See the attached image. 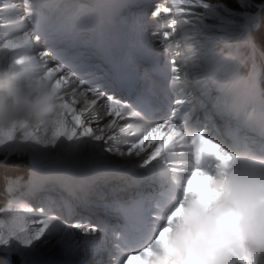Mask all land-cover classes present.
<instances>
[{
  "label": "bare ground",
  "instance_id": "bare-ground-1",
  "mask_svg": "<svg viewBox=\"0 0 264 264\" xmlns=\"http://www.w3.org/2000/svg\"><path fill=\"white\" fill-rule=\"evenodd\" d=\"M71 1L76 3V6H70ZM88 1L89 0H62V4L59 5L58 8L56 7V9H52V7L42 9L44 14L50 18L52 25L47 31L55 33L56 29L59 28L61 32L56 33L60 35L59 38L66 37V39H68V36H70L71 40H75V42L72 41L71 43L81 45L73 46L69 50L68 55H71L82 65V63L85 64L84 61L86 60V55L83 53H87L88 50L91 52L97 51L98 54H104L109 59L115 60L117 64L123 66L126 71V79L128 82H134L138 87V90L132 93V100H125L123 103L132 106L134 111H139L143 121L147 123H163L165 119H174V122H176L186 134L191 135L192 125L204 128V133L207 135L212 134H208L207 132L209 131L201 124L200 113L193 115L192 110L198 105L195 100L191 101L189 99V94L183 88V84L178 80L179 73L176 62L170 58L169 52L165 50L168 45L162 44L159 38L154 40V46H151L152 44L144 45L145 42H143V40L146 33L145 35L143 33L144 36L142 38L138 36L139 40L132 42L130 45L119 40L120 37L113 30V27H115L114 18L119 17L122 13L126 15L125 10L127 9V1L98 0V4L94 5L91 11H87L85 5H87ZM130 1L131 0H129V2ZM162 1L163 0L158 2ZM47 2L51 5L54 0H47ZM148 2L145 1V3ZM167 3L171 5L170 0H168ZM0 5V45L8 40H14L17 37L23 36L26 32L32 34L36 33V26L33 21L27 18L29 12L35 11L32 7L31 0H28L27 3L25 0H0ZM6 5L8 7H6ZM65 6H69V9L63 10ZM51 13L53 14L52 16L50 15ZM144 13L145 12H142V14ZM126 17L129 16H125V18ZM125 18L123 17L124 20ZM181 21V19L177 21L175 25L176 29L182 28L184 22ZM158 23V19L155 17L147 21L145 29L149 28L152 31V37L158 36ZM48 45L50 47L47 48ZM60 46L63 47L62 45ZM60 46H57V50L61 48ZM51 47L49 42L43 40L38 42L34 40L32 54L39 55L41 51L50 52ZM179 55H182V53H179ZM18 58H20L19 52L8 51L5 53V59L8 64H11ZM49 59L50 62L55 60L54 57H50ZM231 59L230 56H226L215 61L208 57V60L212 62L210 72H207L209 78L224 85L225 90L229 93V100L227 99L226 101H228L227 103L234 109L244 115L252 117H258L261 116V114L264 115V102H262V104L258 102V96L261 97L258 89H247L242 80H234L235 73L232 70ZM143 60H147L148 63H143ZM192 61H194V64L197 63V59L193 58ZM222 67L228 68L229 73L223 74L216 71V69L219 70ZM144 68L149 70L145 71ZM173 68L176 69L175 72H173ZM97 69L98 66L92 61L88 62L85 68L88 75L83 76L85 80L84 86H94V84L97 83L95 77L92 75L94 72L93 70ZM98 70L99 71L94 72V74L103 77L106 71L101 69ZM194 73L196 74L195 71ZM226 76L229 78L230 85L224 80ZM78 90L82 91L83 88L80 87ZM105 91L106 95H112L116 99H121L112 92L110 88H106ZM70 92L71 87H66L62 89L60 94L64 95L66 102L72 106L77 114H80L84 108V104L78 97L70 95ZM262 99H264V97ZM73 100H75L76 103H73ZM177 100L183 103L177 106ZM174 109H176L175 115L172 116ZM147 110L154 111L152 117L146 116L145 112ZM68 120L71 123L70 115ZM113 120L116 121L113 126L111 128L106 127V125L112 123ZM81 121L82 123L75 129L77 134L76 137L69 138L67 136H61L56 137L54 140L50 138L47 142L38 139H24L23 137V139H20L19 137L16 140L0 144V150L12 152L24 151L28 148V150L32 151L31 161L33 167L30 171V185L35 190L34 193H38V188L52 179V183L55 181L59 183L61 197L72 193L70 199H66L65 202L57 205L58 212L46 210V213L58 216L68 225H74L78 217V212L80 213L84 209H82L81 206L83 205L81 201L83 199L77 196L80 187L84 188L95 181L100 184L114 177V173L116 172L125 174L129 179V183L132 184L130 187L133 186L136 190L143 185L151 186L152 189H154V196L157 194L160 196V199L153 205L155 210L152 215V228L153 231H155L160 223V213L166 208L169 198L179 195L180 193L178 185L179 177H170L171 167H181L180 161L178 159H173L164 164V167L169 172V177L161 184L159 176L152 177L148 174L155 162L146 167L141 164V157L150 154L152 151L151 146L145 148V152L141 153V157L135 156L134 153L132 156H128L126 152V155L121 157L116 152V149L124 152V149L130 147L135 137L127 131H122V129H126L128 123H132L133 125L142 123L143 121L140 118L126 116L120 119L119 117L109 116L107 114V107L102 101H98L97 105L92 106V108L83 113ZM262 125L264 124L262 123ZM85 128L90 129L93 135H103L104 139L96 141L92 137L81 136L80 133H82ZM163 131H166V129ZM121 132L122 134L117 135V133ZM41 134H43V132H41ZM48 135L51 136V132H49ZM109 136L114 137V139L109 140ZM145 145H147V141H145ZM108 147H112L113 151L108 152ZM185 151V147L177 146V156ZM133 161L135 164L132 163ZM139 164L141 166L137 167ZM43 175H49V179L45 180L43 177H41V179L40 176ZM47 184L50 183H46V185ZM47 187L49 186L47 185ZM92 192L91 194L93 195L95 191ZM144 195H146V193H143V196L141 195L139 198L137 197V200L144 197ZM29 198H26V200ZM35 198L37 197H34V201ZM121 198L122 197H120V199ZM92 201L96 203L95 199H92ZM28 204L29 203H26V205L20 204L19 206H22L20 207L22 211L19 210L17 215L35 219L46 218L44 214L38 211V209H40V203L38 205L34 204L33 208L30 209L31 211L25 209L28 208ZM129 204L124 206V213L129 211ZM109 218H111V215L107 216V220ZM88 221L90 220H87V222ZM87 224L89 226L98 227V225L92 223ZM71 231L72 240L74 241L73 250H65L62 247L60 243L63 235L62 233L53 234L51 236L46 234L45 237H41L40 241L34 242L38 247L34 253L29 255L28 262L33 264V258H37L41 261V264H75V262H78L81 256H83V260L80 262V264H83L84 259L87 257L95 259L98 254V251H96L97 248L95 251H90L87 246L90 241L94 243L97 241L100 230L95 234L88 235L86 238L74 228ZM115 236L114 241L116 250L109 259L101 258L103 263L119 264V261L116 259L118 255L116 246L119 244V241L115 239ZM84 241H88V243H84ZM80 251L82 253H79Z\"/></svg>",
  "mask_w": 264,
  "mask_h": 264
},
{
  "label": "clouds",
  "instance_id": "clouds-1",
  "mask_svg": "<svg viewBox=\"0 0 264 264\" xmlns=\"http://www.w3.org/2000/svg\"><path fill=\"white\" fill-rule=\"evenodd\" d=\"M58 94L39 64H0V133L50 128ZM185 143L179 195L169 198L146 264H264V135L220 129L225 159ZM171 217V219H169Z\"/></svg>",
  "mask_w": 264,
  "mask_h": 264
},
{
  "label": "snow or ice",
  "instance_id": "snow-or-ice-1",
  "mask_svg": "<svg viewBox=\"0 0 264 264\" xmlns=\"http://www.w3.org/2000/svg\"><path fill=\"white\" fill-rule=\"evenodd\" d=\"M27 3L28 0H25ZM173 7H167L163 4L157 5L156 10L152 12V16L164 21L165 25H168L169 19H171V30L164 28L158 35L161 43L167 45L170 37L176 32L175 25L176 19L171 18L168 14H180L184 13L187 8L192 6L201 7L207 10L212 16L218 18L220 21L225 22L226 18L232 20L236 15H240L244 21L243 24L235 25L228 29V33L231 38L234 39H246L250 29L256 25L262 18V12H264V4H257L255 0H244L241 5L243 12L236 14L233 10L221 6H217L213 3L204 2V0H170ZM34 12H29L28 17L31 19L36 26V33H25L23 36L17 37L14 40H8L7 42L0 45V64L7 65L5 59V53L8 51L19 52L20 58L15 59L12 63L15 65L25 64H39L46 70V76L52 83L55 91L58 94L59 106L56 113L55 119L52 122L50 128L44 129L41 132H29L24 133L21 136L24 139H38L42 141H49L51 138L54 140L56 137L67 136L69 138L76 137V127L82 123L81 116L92 106L97 105L98 101H102L107 107V114L109 116L140 118L141 113L134 111L132 106L127 103L121 102L112 95H106L107 85L103 82V77L92 74L97 83L93 85H85L83 76L88 75L83 66L76 61L71 55H68L62 51H58L55 43L56 33H60L61 29L57 28L56 32L47 31L48 28L52 27L50 18L44 14L43 8H48L51 5L47 0H31ZM186 6V7H185ZM6 7H8L6 5ZM258 9L257 11H252ZM223 13V14H222ZM192 15H197L192 13ZM200 24L203 25V19H200ZM188 23V21H184ZM147 21L142 17L137 18L134 26L138 35L142 38L146 28ZM206 29H215L214 25H203ZM223 30V29H222ZM217 37L206 35L204 37L205 42L208 39H215ZM223 38V37H221ZM45 41L51 42L52 47L50 52L41 51L39 55L32 54L33 41ZM50 57H54L55 60L50 62ZM176 69L173 68V72ZM71 87L70 95L78 97L84 104V108L77 114L72 106L66 102L65 96L61 95L63 88ZM82 87L83 90L79 91L78 88ZM73 103H76L73 100ZM182 101L177 100L176 105L179 106ZM176 109L173 110L172 116L175 115ZM69 115L71 116V123L68 120ZM116 121H112L106 125L111 128ZM135 129V130H134ZM166 129V131H163ZM135 137L134 141L128 148L127 155L132 156L133 153L137 157H141V153L145 152V148L148 146L152 147L150 154L141 157L143 159L142 166H148L153 164L149 170V175L152 177L159 176L161 184L165 182L169 177L168 170L164 167V164L173 160L178 159L181 167L172 166L170 177H179L182 175V158L183 153L177 156V146L184 147L186 142H189V136L182 130L174 119H165L163 123H147L143 121L133 125L128 123L126 129ZM51 132V136L48 133ZM81 136L92 137L96 141L104 139L103 135H93L92 131L88 128L80 133ZM20 136V137H21ZM18 138V134L15 130L8 133H0V144H4L8 141H13ZM109 140L114 137L109 136ZM147 141V145H145ZM191 143H199L201 149L214 153L218 158L225 159L227 153L223 151L221 146L214 141L204 132H199L195 135H191ZM108 152H112V147L107 148ZM119 156L124 157L125 152L116 149ZM160 199L159 194L151 197L144 198L132 202L128 205L129 211L125 213V224L120 229V243L116 246L118 255L116 259L119 264H146V257L151 252L152 247L158 243L159 235L153 231L152 215L154 212L153 205ZM0 211H3L0 209ZM31 211V210H30ZM38 211L45 215L46 218L35 219L27 218L21 215H13L8 219H0V246L10 247L15 242V245L19 249V246H23L25 256L34 253L38 247L34 242L40 241L41 237H45L46 234L51 236L53 234L62 233L61 245L65 250L74 249V241L72 240V229H78L87 234H95L99 230L96 226H87L84 223H76L74 225L65 224L56 215L46 213L44 208L38 209ZM171 219V217L169 218ZM115 231V230H114ZM88 243V241H84ZM240 264H248V261L244 257H240ZM24 256H22V264ZM33 264H41V261L37 258H33Z\"/></svg>",
  "mask_w": 264,
  "mask_h": 264
},
{
  "label": "rangeland",
  "instance_id": "rangeland-1",
  "mask_svg": "<svg viewBox=\"0 0 264 264\" xmlns=\"http://www.w3.org/2000/svg\"><path fill=\"white\" fill-rule=\"evenodd\" d=\"M77 1V0H76ZM125 1H127V3H128V5H126L127 7V10H125V12L127 13L126 15L124 14V13H122L121 15H119V17H116V19H115V28L113 27V30H115L116 31V33L119 35V37L121 38H119V40L120 41H122L123 43H125V44H131L132 42H134V41H138L139 39H138V33H137V31H136V29H135V26H134V23H135V21H136V19L137 18H141V16L139 15V13H138V9H140L141 7H143V6H145V5H139V3H137V2H131V3H129V0H125ZM146 1V0H145ZM158 1H161V0H153L151 3H149V8H151L152 10H151V13L150 14H148V16L145 18V20L146 21H150V18H152L153 16H152V12H154L155 10H156V7H157V5H160V4H163L164 6H167V7H172V5H169V3H167V1L168 0H163L162 2H158ZM148 2V1H147ZM56 3V4H55ZM62 4V0H54V2L51 4V6L50 7H52V9H56L55 7H59V5H61ZM96 4H98V0H89L88 2H87V5H85V7H86V9H87V11H91L92 10V8L94 7V5H96ZM54 5V6H53ZM72 5V7H74V6H76V3H73V1H71V4H70V6ZM69 6H65V9L63 8V10H68L69 8H68ZM186 7V6H185ZM197 7V6H196ZM0 8H1V5H0ZM132 8H135L136 9V11L134 10V9H132ZM145 8V7H144ZM200 10L197 12V11H194V10H192L191 8H187L186 7V11L184 12V13H186V17L187 18H189L190 19V21L188 20V23H190V22H192V19H195L196 21H197V23H200L199 22V20L202 18L203 19V22L205 23V24H209V22H208V19L212 16L210 13H207V10H205V9H203V8H201V7H198ZM59 9H61V8H59ZM132 9V10H131ZM144 11V10H143ZM192 13H196L197 15H192ZM129 16V17H127V18H125V16ZM171 18H174V19H176V21L178 20V18H180V17H175V15H169ZM189 16V17H188ZM123 17L126 19V20H124L123 19ZM220 21V20H219ZM158 24H157V27H158V29L159 30H157V33H158V35H159V33L161 32V30L162 29H164V28H167V30H171V19H169V22H168V25H165V23H164V21L163 20H161V19H158ZM229 23H231V21H229V20H227L226 19V21L225 22H222L221 21V24H218L217 26H215L216 27V29L217 30H219V32H218V36H220V37H222V36H224V35H226V34H224L222 31H224V30H226L227 29V27H228V25H229ZM196 24V23H195ZM193 25V24H192ZM193 27V26H192ZM223 29V30H222ZM181 30V29H180ZM180 30H178V29H176V32H174L173 33V36L172 37H170V39L168 40V42H167V45H169V46H173L175 43H176V40H174L176 37H179L178 35H180L181 33L179 32ZM186 30L187 29H184V27L182 28V31H184V33L186 32ZM190 31H192V29H190V28H188V30H187V32H186V36H188V37H190L191 39V41H192V32H190ZM145 33H146V35H145ZM144 35H145V38H144V40H143V42H145V44L144 45H151V46H154V40L155 39H157L158 38V36L156 37V36H153L152 37V31L149 29V28H147V29H145V31H144ZM143 35V36H144ZM183 36V35H182ZM147 40V41H146ZM196 41H194L193 40V44H194V42L195 43H200V40L199 39H195ZM208 40H210V39H208ZM229 40V37L228 36H226V37H224L223 38V41H228ZM146 42H148V43H146ZM170 42V43H169ZM49 46V45H48ZM48 46H47V48H48ZM168 47V46H167ZM166 48V47H165ZM198 49V52H199V54H201V55H207V56H209V58L210 59H212V60H215V61H217V60H219L220 58H223V57H226V56H229V55H236L237 53L235 52V51H233V52H231L228 48L226 49L225 48V51H218V50H212L211 48H209L208 47V49L207 48H197ZM166 51H167V48L165 49ZM171 52H172V49H171ZM224 53H226L225 55L226 56H223V57H221L222 56V54H224ZM231 57V56H230ZM237 58V57H236ZM232 60V59H231ZM236 63H237V59H235V60H233V68H235V79L234 80H242L243 82H244V85H245V87L247 88V89H250V88H256V89H258V92H259V94L261 95V97H259L258 96V98H259V100H258V102L260 103V104H262V102H264V99H262L263 97H264V85H261L260 83H258L256 80H255V73H252V75H250V76H248V77H246V76H244V77H239V74H238V72H237V66H236ZM176 65H177V67H178V69H180L181 70V66L180 65H178V63H176ZM232 66V65H231ZM211 67V66H210ZM210 67H209V71H208V73L210 72ZM146 68V67H145ZM144 68V69H145ZM149 70V69H148ZM148 70H146L145 69V71H148ZM144 71V70H143ZM216 71L218 72V73H223V74H226L227 72H228V68H226V67H222L221 69H216ZM184 72V71H183ZM181 73L180 74V76L178 77L179 79V81H181V78H183V77H185V74L184 73ZM229 73V72H228ZM226 78H228L227 76H226ZM228 80H229V78H228ZM96 84V83H95ZM94 84V85H95ZM181 84H182V82H181ZM263 96V97H262ZM198 109L196 108L195 109V111H197ZM118 134H122V132L121 133H117V135ZM20 139H23L22 138V136L20 137ZM124 143H126V142H124ZM28 144V143H27ZM34 144V143H33ZM30 145H31V143H30ZM128 148L129 147H127V149H124V152H126L127 153V151H128ZM0 153L1 154H4V155H8V154H12V153H16V155H20V156H25L26 157V159H27V163H28V167H29V169H28V175H27V177L26 178H24V179H20V178H15V179H10V183L8 184V187H9V192L11 193L12 191H13V189L14 188H16V187H18V186H21L22 187V185L23 186H25V187H28V186H30V179H31V170H32V167H33V165H32V161H31V157H32V151L31 150H28V148H26L24 151H12V152H9V151H2V150H0ZM133 164H135L134 163V161L132 162ZM141 164H143V159H142V162H141ZM139 166H141L140 164L137 166V167H139ZM122 174V173H121ZM41 177H43V178H45V180H48L49 179V175H43V176H40V178ZM18 179V180H17ZM42 179V178H41ZM20 180H23V184L22 183H20ZM118 183H119V185L120 186H122L123 188H124V190L125 191H127V192H129L130 191V187H129V179L128 178H126V175L125 174H123L122 175V177H121V179H118ZM45 185V184H44ZM144 187V189H146V187H148L150 190H151V192H154V190L152 189V187L151 186H147V185H143ZM143 188H141L140 189V191H138L137 192V195L140 193V192H147V194L148 195H152L153 193H151V192H148L147 190H144ZM143 189V190H142ZM135 191H137L136 189H135ZM136 193V192H135ZM140 196L142 195V194H139ZM145 196V195H144ZM28 198H29V196H27ZM132 197V195H130V197H128L127 195L124 197V198H122L123 199V201L124 200H126L127 198H131ZM147 197V196H146ZM19 199L20 200H23V201H28V203L29 204H31V202H29V199L28 200H26V198L25 197H23V195H21L20 197H19ZM82 201V204H83V206L85 205V203H86V201H84V200H81ZM27 203V202H26ZM26 207V206H25ZM11 209H13V208H11V203L9 202V206H8V208H6V209H4V211L3 212H5L6 213V217L7 218H5V217H2V216H0V219H8V218H10L11 216H13V215H17V213L18 212H13ZM25 209H27V208H25ZM28 209H31V208H28ZM12 211V212H11ZM114 235V234H113ZM97 240H100V237L98 236V239ZM95 243H98V241L97 242H95ZM97 246V247H96ZM96 246H95V248H93V250L95 251L96 250V248H97V251L99 250V247H101V245L100 244H96ZM0 249H2L5 253H7V255H14L15 256V259L16 260H18L19 262H18V264H22V256H24V261H23V264H30L29 262H28V260H29V255H27V256H25L24 254H25V249L23 248V246H19V249L17 248V246L15 245V242H13V245L12 246H10V247H3V246H0ZM79 253H82L81 251L79 252ZM82 260H83V256H81V258H80V260L78 261V262H75V264H79L80 262H82ZM75 261H77V260H75Z\"/></svg>",
  "mask_w": 264,
  "mask_h": 264
},
{
  "label": "trees",
  "instance_id": "trees-1",
  "mask_svg": "<svg viewBox=\"0 0 264 264\" xmlns=\"http://www.w3.org/2000/svg\"><path fill=\"white\" fill-rule=\"evenodd\" d=\"M207 3H213L217 6H223L234 13L240 14L243 12L241 5L244 0H204ZM257 4H264V0H255ZM253 9L252 11H257ZM223 14V13H222ZM228 20V18H226ZM209 22L211 24H221V21L216 17H210ZM227 29L224 33L230 29L233 24L240 25L244 21L240 15H236L230 20ZM211 36H214L215 30L209 29L207 31ZM227 35L230 38L229 44L233 46L238 42V48L240 51V61L238 63L239 72L243 75L248 74L251 68H255L257 71V78L260 83L264 84V12H262L261 20L254 25L246 39H234L231 38L229 33ZM217 39H212V45L218 44L217 48L221 46ZM28 163L25 156L16 155V153L5 156L0 153V209H4L8 203V196L6 194V186L9 179L17 176L25 177L27 175ZM2 217H6L4 213L0 214ZM19 261L15 259L14 255H7L2 249H0V264H17Z\"/></svg>",
  "mask_w": 264,
  "mask_h": 264
}]
</instances>
